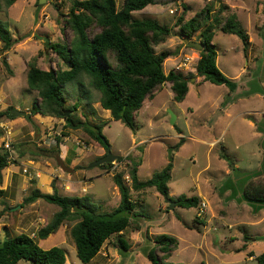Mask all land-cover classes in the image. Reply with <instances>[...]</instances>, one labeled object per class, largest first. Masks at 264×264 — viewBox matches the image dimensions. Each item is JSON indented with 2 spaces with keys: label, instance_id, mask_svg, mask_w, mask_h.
Here are the masks:
<instances>
[{
  "label": "rangeland",
  "instance_id": "1",
  "mask_svg": "<svg viewBox=\"0 0 264 264\" xmlns=\"http://www.w3.org/2000/svg\"><path fill=\"white\" fill-rule=\"evenodd\" d=\"M74 1L47 0L40 4L39 0H18L8 6L0 0V21L6 24L15 42L5 55L0 44V118L12 132L14 158L8 168L0 171V188L6 191L0 201V243L27 234L44 249L63 248L66 264H84L71 236L76 222H66L42 240L38 231L53 220L60 208L44 200L26 204L25 199L37 188L45 194L88 197L99 212L110 213L121 202L114 176L122 174L129 182L133 200L138 202L140 230L129 228L123 233L129 250L123 251L118 235H114L89 264H151L147 254L155 247L154 238L161 234L179 240L167 263L258 264L256 258L264 252V207L257 209L244 200L243 189L251 181L255 186L264 183V0H156L154 5L134 14L156 19L171 28L173 35L155 46V52L174 53L165 61L164 71L180 72L189 83L183 102L173 99L171 83H165L153 99L147 98L135 115V132L102 108L101 94L87 76L65 85L68 105L79 103L80 111L94 110L93 117L104 125L109 151L122 156L121 161L111 163V168L92 166L107 154L106 150L87 145L80 130L65 127V119L41 114L27 116L34 103L40 101L38 91L31 90L27 83L31 65L44 71L67 69L48 44H68L73 40L68 14ZM116 1L120 9L124 0ZM207 5L213 11L204 27L214 21L224 22L234 14L250 37L245 50L238 36L218 28L214 32L217 66L238 83L234 94H229L227 86L214 85L198 76L201 51L185 43L179 34L180 19L183 24L188 22ZM198 36L199 32L191 41L200 43ZM218 99L223 100L222 107L233 101L228 104V113L217 110ZM13 110L26 115L10 117L7 112ZM169 110L177 116L175 125L170 123ZM181 130L186 140L174 155L169 197L156 188L134 191L129 180L133 166L127 157L141 160L138 175L146 181L166 166L168 147L179 141ZM2 140L3 136L1 152L5 151ZM57 155L70 171L58 166ZM181 195L200 197V204L207 203L206 212L199 215L200 204L190 209L176 204L171 210L169 200L175 202ZM8 208L20 210L14 226ZM244 235L253 240H245Z\"/></svg>",
  "mask_w": 264,
  "mask_h": 264
},
{
  "label": "trees",
  "instance_id": "2",
  "mask_svg": "<svg viewBox=\"0 0 264 264\" xmlns=\"http://www.w3.org/2000/svg\"><path fill=\"white\" fill-rule=\"evenodd\" d=\"M18 0H5L8 6ZM156 0H124L119 9L116 0H75L69 11V25L74 32L73 40L68 44H48L58 54L67 69L44 71L32 64L27 76L31 90L38 91L40 101L35 102L30 114H41L65 119V127L80 130L82 139L87 145L110 149L109 141L103 134L102 124L97 123L94 110L80 111V104L68 105L65 98V85L78 81L82 76L90 79L91 85L101 94L100 102L104 110L111 112V117L123 123L134 132L138 124L135 119L147 98L155 96L165 83H171L176 102H183L189 93V83L185 76L177 71H164L165 61L174 55L170 51L155 52V46L164 43L173 35L171 28L149 17L138 18L135 13L154 5ZM211 6L203 10L191 20L182 23L180 19V35L192 40L199 32V42L203 46L197 63V74L214 85H225L230 92H236L239 85L224 75L217 66L218 53L213 44L215 30L238 36L245 45L250 44L249 34L242 28L236 15H230L224 22L217 21L204 27L212 13ZM98 30V31H97ZM0 44L4 55L9 52L15 42L6 24L0 21ZM3 62L8 65L7 59ZM70 112L69 116H65ZM7 114L13 117L8 111ZM30 118V117H29ZM182 134V130L179 132ZM1 137V134H0ZM186 138L168 147V163L166 166L146 180L139 179L141 160H134L129 155L132 169L129 180L136 192L148 188H156L164 197H169L168 183L172 179L174 155L185 143ZM143 150V146L139 147ZM100 159V158H99ZM9 167L8 153L0 150V171ZM101 167H112L104 164ZM264 179V178H263ZM114 183L121 194L119 206L110 213H101L88 197L62 196L58 192L42 193L34 189L25 199L26 204L44 200L56 205L60 210L53 220L38 231V237L47 239L56 233L66 222H76L71 229V236L76 245L77 256L84 264L91 263L100 253L103 245L112 236L118 235V245L123 251L129 250L127 241L122 237L127 229L140 230L136 212L138 202L134 201L131 187L122 174L114 176ZM251 181L243 189V199L254 204L257 209L264 207V183L255 186ZM6 191L0 188V201ZM182 208H194L200 204V197L181 195L174 200ZM8 208L11 225L16 224L20 210ZM143 215V214H141ZM3 212H0V218ZM245 240H253L244 235ZM155 247L148 254L151 264H174L166 260L177 249L179 240L167 234L154 238ZM162 256H159L157 252ZM250 256H254L250 252ZM258 264H264V252L257 258ZM66 253L61 247L49 249L41 247L37 240L27 234L11 237L0 243V264H19L27 261L30 264H66Z\"/></svg>",
  "mask_w": 264,
  "mask_h": 264
},
{
  "label": "water",
  "instance_id": "3",
  "mask_svg": "<svg viewBox=\"0 0 264 264\" xmlns=\"http://www.w3.org/2000/svg\"><path fill=\"white\" fill-rule=\"evenodd\" d=\"M46 1L47 0H39V3L43 4V2H46ZM184 41H185V43L189 44V46H192L199 51L203 50V46L200 43L190 41L188 39H184ZM169 114H170V123L172 125H175L176 120H177L176 114L172 110H169ZM11 115H13L14 117H24L26 115V113L22 112V111L13 110V111H11ZM69 115H70V112H67L65 114V116H69ZM122 159H123L122 156L114 155L112 152L108 151L105 156H103L102 158H100L99 160L94 162L92 166L94 167V166H100V165H104V164H110V163H113L114 161H121ZM56 160H57V164L59 167H61L63 170L70 171V168H68L65 165V163H64V161L60 155L56 156ZM169 203H170V209L173 210L176 203L173 201H170V200H169Z\"/></svg>",
  "mask_w": 264,
  "mask_h": 264
},
{
  "label": "built area",
  "instance_id": "4",
  "mask_svg": "<svg viewBox=\"0 0 264 264\" xmlns=\"http://www.w3.org/2000/svg\"><path fill=\"white\" fill-rule=\"evenodd\" d=\"M11 130L9 129V126L7 125L6 122H4L1 118H0V134L1 136H3V146H4V150L8 153V162L13 161V156H12V152H11ZM207 209V203L206 202H201L200 206H199V215L204 214Z\"/></svg>",
  "mask_w": 264,
  "mask_h": 264
},
{
  "label": "crops",
  "instance_id": "5",
  "mask_svg": "<svg viewBox=\"0 0 264 264\" xmlns=\"http://www.w3.org/2000/svg\"><path fill=\"white\" fill-rule=\"evenodd\" d=\"M239 88V87H238ZM238 90V89H237ZM229 91V94H234V93H237V91L236 92H230V90H228ZM233 101H230L229 103H232ZM228 103V104H229ZM228 104H227V107L226 106H224V107H222V105H223V100H221V99H218L217 101H216V107L218 108L217 110H223L224 109V112L225 111H227V108H229L228 107ZM224 112H222V113H224ZM227 113H228V111H227ZM228 116L230 115V114H227ZM180 137H184L182 134H181V136ZM216 142H218L217 140H216ZM15 237V236H14ZM250 258L252 259V258H254V256H250Z\"/></svg>",
  "mask_w": 264,
  "mask_h": 264
}]
</instances>
